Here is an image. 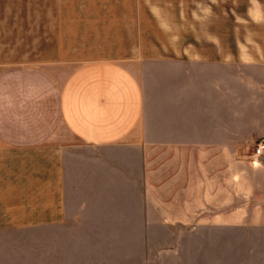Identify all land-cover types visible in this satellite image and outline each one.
I'll return each mask as SVG.
<instances>
[{"label": "crops", "instance_id": "0c3cea01", "mask_svg": "<svg viewBox=\"0 0 264 264\" xmlns=\"http://www.w3.org/2000/svg\"><path fill=\"white\" fill-rule=\"evenodd\" d=\"M259 141L264 0H0V264H70L72 220L117 195L132 149L175 159L179 206L212 175L214 205Z\"/></svg>", "mask_w": 264, "mask_h": 264}, {"label": "rangeland", "instance_id": "374dc122", "mask_svg": "<svg viewBox=\"0 0 264 264\" xmlns=\"http://www.w3.org/2000/svg\"><path fill=\"white\" fill-rule=\"evenodd\" d=\"M251 146L232 158L229 195L219 191L229 202L215 196L216 203L207 204L212 194L205 181L212 175L196 173L192 192L198 203L192 206L175 204L181 192L173 188L175 159L130 150L119 160L117 195L104 191L102 205L72 220L70 264H264V222L254 226L249 214L255 202L264 205V190L239 184L253 168L264 172V154L252 165ZM166 160L172 166L163 168ZM239 210L244 214L238 216Z\"/></svg>", "mask_w": 264, "mask_h": 264}, {"label": "built area", "instance_id": "2783aa9c", "mask_svg": "<svg viewBox=\"0 0 264 264\" xmlns=\"http://www.w3.org/2000/svg\"><path fill=\"white\" fill-rule=\"evenodd\" d=\"M262 151H264V141H259L251 148L250 151V159L251 164L255 165L258 157L261 155Z\"/></svg>", "mask_w": 264, "mask_h": 264}]
</instances>
